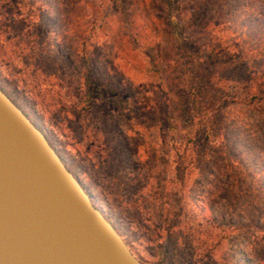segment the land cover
I'll return each instance as SVG.
<instances>
[{"label": "rangeland", "instance_id": "1", "mask_svg": "<svg viewBox=\"0 0 264 264\" xmlns=\"http://www.w3.org/2000/svg\"><path fill=\"white\" fill-rule=\"evenodd\" d=\"M195 1L197 11L187 0L179 13L165 0H0V88L142 264H264V151L246 149L252 142L264 150L254 118L264 106L256 95L249 101L245 84L218 82L220 62L207 59L248 62L241 25L255 0ZM254 83L264 91V81ZM182 86L197 88L200 109L213 110L196 119L195 141L178 119ZM209 128L236 145L204 139ZM194 146L213 173L193 166ZM223 157L234 160L229 171Z\"/></svg>", "mask_w": 264, "mask_h": 264}, {"label": "water", "instance_id": "2", "mask_svg": "<svg viewBox=\"0 0 264 264\" xmlns=\"http://www.w3.org/2000/svg\"><path fill=\"white\" fill-rule=\"evenodd\" d=\"M0 264H142L43 130L2 88Z\"/></svg>", "mask_w": 264, "mask_h": 264}, {"label": "trees", "instance_id": "3", "mask_svg": "<svg viewBox=\"0 0 264 264\" xmlns=\"http://www.w3.org/2000/svg\"><path fill=\"white\" fill-rule=\"evenodd\" d=\"M186 1L187 0H165V3L170 10L178 9L179 13H183L188 10V8H186L188 5V3L186 5ZM189 3H192L193 6L191 10L193 11H197V9L200 8L199 6L196 5L195 0H190ZM250 8H251V15L249 19L247 21L246 20L243 21L247 26H244L243 24L241 25L242 29L244 30L246 29V27L248 28L246 32H242L243 35H246V33L249 34V36H246V38L248 39L247 41L250 43V45L248 46V51L251 54L248 62L242 56H239L236 60L230 57L228 59L220 61L216 58V56L214 57L212 53L208 54L207 59L209 62L213 61V63L220 62V66L222 68H221V72L217 76L218 82L226 81L227 83H231V84H243V85L245 84L249 90L250 88H252V90L254 91L253 95L249 98V101H252L256 95L257 101L259 100V103H260L258 104V107L259 106L263 107L264 106V91L261 92L260 94H257L258 93L257 88L256 87L254 88L256 83L254 82L255 81L258 82L261 80L264 81V0H255V2H253ZM211 24H212L211 22H207L204 25V27L207 28V26ZM184 87L185 86H182L181 90L182 92H185L184 94H186L187 99H185V102H184L185 108L182 110V114H180V117L178 119H179L180 126L182 127L183 130L186 131V135L190 136L191 140L195 141L196 139H201V137L197 138L194 134H192L194 132V129H193L194 124L195 122H197L196 119L198 120L205 119V114L208 113V115H211L209 111L213 113V110L208 105H207L208 108H205L204 110L205 112L201 110L200 106L202 105L201 103L202 100L197 99V97H199L197 93L198 94H201V93L196 91L197 88H194V90L189 88L187 91H185ZM250 108L251 110H254L253 106ZM214 116H215V113L212 115V118L210 121L211 123L215 122ZM254 118H255V122L257 123L256 125L258 126V129H260L259 130L260 137H258L257 139L261 138L264 140V114H262V112L256 113V116ZM239 124L242 127V123L240 122ZM247 132H250V130H247ZM119 133L120 134L118 138L115 140L118 141L119 145L122 147V146H125L126 139L122 131H119ZM203 136H205L204 139H209L210 137L215 138V139L219 138L221 140L220 142L224 144L223 147H226L227 145L228 146L236 145V143H234L231 140V138L230 140L229 139L227 140L221 131H214L212 128H209L208 133L206 131L205 134H203ZM249 137H251L250 139L253 140L254 135L251 134L249 135ZM229 142H231L232 144ZM246 149L249 152H253L257 156L258 155L261 156L260 154L261 151L262 152L264 151L262 148H260V150H257V148L252 142H250V144L246 146ZM118 151H119V146H118ZM203 151H206V150H203ZM203 153L204 152H195V146H194V154H192L193 155L192 159H194L193 166L196 165L200 161L202 165L206 166L207 170L210 173L211 172L213 173V168L209 166L208 163L203 162V159H204ZM220 154L222 155V152H220ZM225 161H227V163ZM186 162H187V155L183 156L182 154L176 158L174 172L178 177L183 176V171L185 169L184 165L186 164ZM223 162H225L224 169L226 171H229V167L234 162V160L226 159L223 157ZM262 164L264 165V160H262ZM240 172H241V178L243 180L244 176H242V173H246V172L242 170ZM257 181H258V184H257L258 191L264 194V169L260 170L259 165H258ZM243 185H244L243 187L247 189V186H245V184ZM229 187L235 188L236 185L234 186L229 185L227 186V189H229ZM247 190L251 191V188ZM261 218L262 216H259V220Z\"/></svg>", "mask_w": 264, "mask_h": 264}]
</instances>
